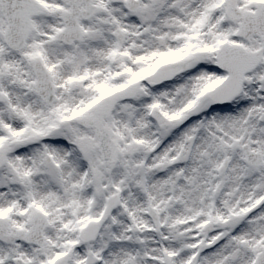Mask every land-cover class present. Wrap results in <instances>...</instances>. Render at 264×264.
<instances>
[{
	"label": "snow or ice",
	"instance_id": "obj_1",
	"mask_svg": "<svg viewBox=\"0 0 264 264\" xmlns=\"http://www.w3.org/2000/svg\"><path fill=\"white\" fill-rule=\"evenodd\" d=\"M0 264H264V0H0Z\"/></svg>",
	"mask_w": 264,
	"mask_h": 264
}]
</instances>
